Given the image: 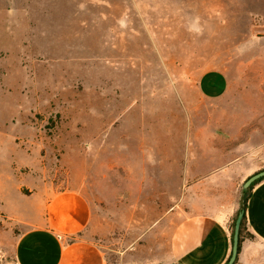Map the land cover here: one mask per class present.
<instances>
[{"label":"rangeland","instance_id":"obj_1","mask_svg":"<svg viewBox=\"0 0 264 264\" xmlns=\"http://www.w3.org/2000/svg\"><path fill=\"white\" fill-rule=\"evenodd\" d=\"M217 70L227 100L198 88ZM263 142L264 0H0V264L14 217L66 189L91 201L108 264H143L190 164Z\"/></svg>","mask_w":264,"mask_h":264},{"label":"crops","instance_id":"obj_2","mask_svg":"<svg viewBox=\"0 0 264 264\" xmlns=\"http://www.w3.org/2000/svg\"><path fill=\"white\" fill-rule=\"evenodd\" d=\"M232 87L225 71H208L198 81L200 93L208 100H227ZM222 114H229L228 110ZM235 150H225L223 164L212 168L190 164L181 204L168 215V235L145 237L152 241L153 254L143 264L228 263L231 225L242 206L241 183L264 170V142L243 143ZM245 216L253 239L241 242L236 264H264V180L252 188ZM14 219L25 227L15 245L16 264H108L102 247L84 236L94 211L91 201L78 190L46 194L32 221Z\"/></svg>","mask_w":264,"mask_h":264},{"label":"water","instance_id":"obj_3","mask_svg":"<svg viewBox=\"0 0 264 264\" xmlns=\"http://www.w3.org/2000/svg\"><path fill=\"white\" fill-rule=\"evenodd\" d=\"M264 177V170L260 171L251 177H249L245 183L243 184V190L246 191L249 187L259 180L260 178ZM245 210H241L237 216L234 228V235H233V245H232V254L227 264H235L239 254V233H240V226L244 216Z\"/></svg>","mask_w":264,"mask_h":264},{"label":"trees","instance_id":"obj_4","mask_svg":"<svg viewBox=\"0 0 264 264\" xmlns=\"http://www.w3.org/2000/svg\"><path fill=\"white\" fill-rule=\"evenodd\" d=\"M264 180V177L260 178L259 180H257L256 182H254L248 190H246L243 194L244 198H243V203H242V206L240 208V211L241 210H245L246 209V205H247V200L250 196V192L252 190V188L257 184L259 183L260 181ZM237 213L236 217L233 219V222H232V225H231V231H232V236L234 235V228H235V222H236V219H237V216L239 214V212ZM245 227H246V216H245V213H244V216H243V219H242V222H241V226H240V233H239V251H240V246H241V242L245 239V238H248V239H253V235L248 233V236L245 237L244 236V231H245ZM237 262V261H236ZM235 262V264H236Z\"/></svg>","mask_w":264,"mask_h":264}]
</instances>
